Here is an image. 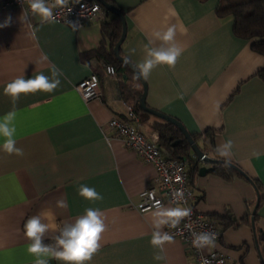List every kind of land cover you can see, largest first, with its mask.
<instances>
[{"label":"crops","instance_id":"crops-1","mask_svg":"<svg viewBox=\"0 0 264 264\" xmlns=\"http://www.w3.org/2000/svg\"><path fill=\"white\" fill-rule=\"evenodd\" d=\"M4 1L0 23L9 16L12 22L0 28V117L15 112L16 146L22 155L0 150V264H35L23 229L30 216L50 212L58 229L90 207L103 213L106 228L85 264H194L177 238L160 247L150 243L156 209L139 211L137 204L140 192L155 183V170L104 128L110 118L126 116L125 104H134V98L126 99L122 81L133 92L142 90L134 78L104 70V64H112L113 37L103 38L102 27L108 23L109 32H121L116 16L101 6L98 18L78 28L55 20L42 23L33 15L21 23L23 9L2 7ZM107 1L125 17L120 52L134 65L144 60L145 45L161 46L153 32L175 27L174 43L182 54L175 66H157L145 79L146 103L196 134L211 158L224 160L217 148L230 140V162L252 181L240 172L223 177L196 170L191 175V205L221 232L214 246H205L203 252L215 248L229 256L228 264H264V81L257 75L264 55L254 52L249 40L234 35L230 16H217L219 0ZM53 65L61 72L53 92L21 93L16 101L4 94V85L16 77L51 75ZM91 73L99 78V96L83 101L74 85ZM137 117L138 129L158 140L152 124L163 121L140 112ZM161 149L163 155L173 156L171 150ZM255 181L261 201L252 226ZM81 185L95 188L103 199H85L79 194ZM58 200L66 206L58 207ZM161 206L184 207L169 202ZM42 220L48 222L43 215ZM57 234L49 230L44 242L55 246ZM50 264L65 262L51 259Z\"/></svg>","mask_w":264,"mask_h":264},{"label":"clouds","instance_id":"clouds-1","mask_svg":"<svg viewBox=\"0 0 264 264\" xmlns=\"http://www.w3.org/2000/svg\"><path fill=\"white\" fill-rule=\"evenodd\" d=\"M68 0H56L57 5H65ZM29 15L38 16L41 22H53V6H49L47 0H28V10L23 12L20 17L21 23L27 22ZM11 16L5 18L0 23V28L10 25ZM73 27H75L74 22ZM36 29H33L32 36L35 38ZM176 31L175 27H168L164 31H155L152 36L161 42L159 47H149L145 45L146 56L142 62L135 64L137 77L147 78L151 71L160 65L175 66L177 59L181 56L183 49L174 43ZM151 43V41L149 42ZM167 45V47H164ZM134 51V50H133ZM130 58L124 57V63H129ZM109 71H112L109 68ZM51 75L39 72L34 76L26 78L18 76L4 85L5 95L12 97L13 101L19 99L21 93L53 92L60 85L59 69L53 65ZM15 112H8L0 117V150L6 153L22 155V149L16 146L17 129L13 123ZM232 142L229 140L217 148L220 157L224 158V166H230ZM79 194L88 200H101L103 197L95 188L81 185ZM183 192L177 190L174 197L180 198ZM58 207H65L64 200L57 201ZM192 210L186 207L166 208L159 204L152 213L154 231L151 234L150 243L155 247L162 246L165 242L173 240L172 235L163 232L164 226L175 228L183 218L189 217ZM42 215L48 222L42 220ZM42 215L30 216L23 225L25 236L31 241L28 252L36 256L35 264H50L51 259L63 261L65 264H85L90 261L93 254L99 248L101 234L105 231L106 225L103 213L98 208H86L82 215L77 216L74 221L64 223L58 229L55 223L56 217L46 212ZM57 230L54 237V245L46 244L45 237L49 230ZM192 245L196 248L212 247L215 244V233L193 232ZM162 259V257H160ZM203 264H208L205 260Z\"/></svg>","mask_w":264,"mask_h":264},{"label":"built area","instance_id":"built-area-1","mask_svg":"<svg viewBox=\"0 0 264 264\" xmlns=\"http://www.w3.org/2000/svg\"><path fill=\"white\" fill-rule=\"evenodd\" d=\"M49 6H53L54 20L65 25L78 28L91 20L99 17L101 5L96 0H68L65 5H57L56 0H47ZM19 6L23 11L28 10V0H5L2 7ZM109 68L112 71H109ZM106 74L115 76V68L112 64H104ZM83 101L99 96V78L95 73L81 79L74 85ZM126 116L124 118L112 117L104 128L111 132L112 137L118 138L121 143L130 148L144 162L150 163L155 170V183L142 190L139 194L140 201L137 204L139 211L156 209V205L165 202L181 204L192 210L189 217L183 218L175 227L166 226L162 231L168 232L173 238L179 239L187 247L193 256L194 264H228L229 256L213 248L208 253L203 248L192 245L193 232L215 233V242L219 240L221 232L216 223L203 213L194 209L191 201L194 198L193 186L187 173V161L179 157L165 156L157 144L156 138H148L144 132L138 129V117L131 104H125ZM193 157V156H192ZM180 190L183 196L174 197V193Z\"/></svg>","mask_w":264,"mask_h":264},{"label":"trees","instance_id":"trees-1","mask_svg":"<svg viewBox=\"0 0 264 264\" xmlns=\"http://www.w3.org/2000/svg\"><path fill=\"white\" fill-rule=\"evenodd\" d=\"M215 12L218 17L230 16L232 19V31L234 35L239 38L249 40L250 48L254 52L264 55V0H219ZM116 19L121 26L120 19L117 16ZM109 30L110 27L108 23H106L102 27L103 32L101 33L103 38L113 37L109 56L110 61L115 68L116 75L124 79L132 77L136 81H139V79L133 74L128 66L120 63L113 53V45L119 38L121 32H109ZM100 50L101 49H97L98 53ZM257 75L264 81V67L257 72ZM121 84L126 99L127 96L134 98V104L132 106L136 114L140 112L141 115H143L145 118H148L150 114L141 110L137 105L139 91L133 92L132 88H130V86L125 83V81H122ZM152 126L158 133L157 144L159 148L171 150L173 152V156L171 157L185 159L187 161V173L189 177H191V175L198 169V164H194L195 159L191 158L190 156L189 144L183 138L178 128L173 124L164 121H155ZM191 136L198 143V136L194 133L191 134ZM207 136H209L208 132L204 134V138ZM175 140L179 141L176 145L172 146L171 144ZM200 147L204 151V148L202 146ZM212 171L220 174L223 177H228L232 174L240 175L239 171L233 166L230 165L225 167L224 160L215 163L213 165ZM255 185L257 187V193L258 191L260 192V185L258 182L255 181ZM258 200L259 202L261 201V195H259V193ZM226 220V224H230L232 222V220L229 218Z\"/></svg>","mask_w":264,"mask_h":264},{"label":"water","instance_id":"water-1","mask_svg":"<svg viewBox=\"0 0 264 264\" xmlns=\"http://www.w3.org/2000/svg\"><path fill=\"white\" fill-rule=\"evenodd\" d=\"M98 1L101 6H103L108 12H111L113 15L117 16L120 19L121 22V33L119 38L117 39V41L114 43L113 45V53L116 57V59L128 66V68L133 72V74L137 77L136 75V68L135 65L130 61L129 63H124V56H122L120 54V46L121 43L123 42L125 36H126V22H125V17L123 15V13L121 12V10L114 4L108 2L107 0H96ZM141 83L142 86V90L141 92L138 94V100H137V105L138 107L143 110L144 112L149 113L150 115L155 116L156 118L161 119L164 122H169L171 124H173L174 126H176L178 128V130L181 132L183 138L188 142L190 150L192 151V155L193 158L195 159L194 164H199V163H203V165L199 166L197 169V173L199 175H204L205 173H207L208 171L212 170V167H207V164H213V163H217L220 162L221 160L219 159H214L209 157L199 146V144L193 139V137L191 136V134L187 131V129L183 126V124L177 120L176 118L165 114L155 108H152L150 106L147 105L145 97H146V92H147V83L145 81V78L143 77H137ZM179 140H175L171 145L174 146L178 143ZM230 165L233 166L235 169H237L241 174H243V176H245L247 179H249L250 182L251 179L236 165L233 164L232 162H230ZM258 193H257V199L255 202V205L251 211V225H254V213H255V209L258 205Z\"/></svg>","mask_w":264,"mask_h":264}]
</instances>
